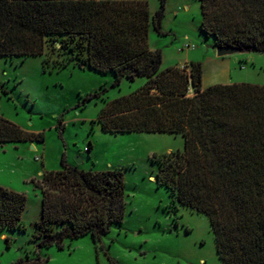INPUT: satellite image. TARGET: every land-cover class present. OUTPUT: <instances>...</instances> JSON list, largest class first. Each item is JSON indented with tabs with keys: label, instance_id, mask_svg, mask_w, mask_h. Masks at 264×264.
<instances>
[{
	"label": "trees",
	"instance_id": "16d2710c",
	"mask_svg": "<svg viewBox=\"0 0 264 264\" xmlns=\"http://www.w3.org/2000/svg\"><path fill=\"white\" fill-rule=\"evenodd\" d=\"M166 2L152 15L148 0H0V61L42 55L48 37L62 36L86 51L79 68L111 72L114 86L146 77L137 90L107 101L93 124L112 133L182 134L183 151L158 160V183L174 201L209 217L222 264H264V84L203 88L201 62H191L190 71L162 69L163 50L152 49L149 37L152 24L163 33ZM201 8V29L216 46L264 52V0H201ZM2 90L0 69V143L44 142V132H28L2 115ZM61 162L62 169L45 171L36 182L42 192L31 239L37 250L64 249L67 239L87 234L97 242L125 218L121 168H84L64 155ZM27 202L24 193L0 185V231L26 230Z\"/></svg>",
	"mask_w": 264,
	"mask_h": 264
},
{
	"label": "rangeland",
	"instance_id": "374dc122",
	"mask_svg": "<svg viewBox=\"0 0 264 264\" xmlns=\"http://www.w3.org/2000/svg\"><path fill=\"white\" fill-rule=\"evenodd\" d=\"M148 2L154 15L161 0ZM202 19L201 0H167L163 33L152 24L149 37L152 49L163 50L161 68L201 62L204 87L227 80L264 84V52L217 58L215 38L202 31ZM64 38L48 37L42 55L0 61L2 115L28 132L45 133L44 142L0 143V185L28 197L22 216L26 230L0 231V264L37 256H49L46 264H222L209 217L174 201L157 181L159 158L183 151L184 136L104 132L100 123L93 124L107 101L137 90L146 77L124 78L114 86L111 72L79 68L86 51ZM98 91L100 96L84 103ZM63 155L71 164L81 157L84 168L124 171L125 218L97 242L87 234L67 239L64 249L37 250L31 240L42 215L36 182L45 171L62 169Z\"/></svg>",
	"mask_w": 264,
	"mask_h": 264
},
{
	"label": "water",
	"instance_id": "95a60500",
	"mask_svg": "<svg viewBox=\"0 0 264 264\" xmlns=\"http://www.w3.org/2000/svg\"><path fill=\"white\" fill-rule=\"evenodd\" d=\"M249 49H243L240 47H233V46H216V56L217 57H232L235 55H241L246 53H251ZM78 164L82 163L83 159L81 157H77Z\"/></svg>",
	"mask_w": 264,
	"mask_h": 264
},
{
	"label": "crops",
	"instance_id": "0c3cea01",
	"mask_svg": "<svg viewBox=\"0 0 264 264\" xmlns=\"http://www.w3.org/2000/svg\"><path fill=\"white\" fill-rule=\"evenodd\" d=\"M251 53H254V52H251ZM260 53H262V52H260ZM217 57V56H216ZM217 58H233V56L232 57H217ZM193 62H195V61H193ZM177 65H179V64H177ZM250 76H253V75H250ZM240 81H250V82H252V80H236V81H232V80H227L225 83H223V84H229V83H234V82H240ZM203 88H206V87H204L203 86Z\"/></svg>",
	"mask_w": 264,
	"mask_h": 264
},
{
	"label": "built area",
	"instance_id": "2783aa9c",
	"mask_svg": "<svg viewBox=\"0 0 264 264\" xmlns=\"http://www.w3.org/2000/svg\"><path fill=\"white\" fill-rule=\"evenodd\" d=\"M181 68H185L187 71H190V67H188L187 65H183ZM192 90L190 89L189 92H191ZM37 159H39V157H37Z\"/></svg>",
	"mask_w": 264,
	"mask_h": 264
}]
</instances>
